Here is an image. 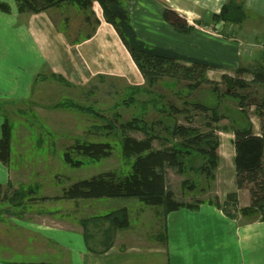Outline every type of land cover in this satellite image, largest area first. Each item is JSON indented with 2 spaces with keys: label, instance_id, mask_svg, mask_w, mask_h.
Listing matches in <instances>:
<instances>
[{
  "label": "crops",
  "instance_id": "obj_1",
  "mask_svg": "<svg viewBox=\"0 0 264 264\" xmlns=\"http://www.w3.org/2000/svg\"><path fill=\"white\" fill-rule=\"evenodd\" d=\"M224 1L125 0L124 5L136 35L147 43L214 62L226 74L253 62L264 64V0H246L241 24L219 22L213 30L209 15L218 13ZM0 3L9 6L8 11L0 9V99L34 97L40 102L44 96L50 99L52 90L54 96L65 95L70 88L83 89L95 80L121 79L131 86L145 83L117 30L103 18L98 2L92 5L97 24H87L86 14L69 4L20 13L15 0ZM165 8L185 17L193 29L174 30L163 17ZM70 11L81 15L86 25L81 32L71 33ZM249 118L259 133V116L258 122ZM2 120L0 116V137ZM218 132L226 136L219 138L215 177L198 197L196 208L165 212L161 206L132 201L97 213L104 198L55 199L61 200V206H12L22 209L17 211L0 206V264H264V220L260 215L231 216L223 210L229 192H236L238 209L249 205L250 197L247 188L238 189L235 184L234 135ZM11 156L12 151L7 162L0 160L3 186L22 183L20 169L11 167ZM122 207L129 214L127 227L115 228L108 219H89ZM38 211L41 216H56L39 218ZM83 219L89 220L82 223Z\"/></svg>",
  "mask_w": 264,
  "mask_h": 264
},
{
  "label": "trees",
  "instance_id": "obj_2",
  "mask_svg": "<svg viewBox=\"0 0 264 264\" xmlns=\"http://www.w3.org/2000/svg\"><path fill=\"white\" fill-rule=\"evenodd\" d=\"M20 13L37 12L51 7H58L62 4L74 5L85 11L84 21L87 24H97L99 19L93 16L92 5L99 3L103 18L111 23L117 30L121 40L128 49L131 57L141 72L145 84L154 87L161 79L169 77L173 80L170 85L184 81L188 90H201L203 84L209 85V90L214 94L213 103H205L197 99L183 100V107L173 103L161 104L157 109L159 112L152 120L143 116H134L129 120L119 122L117 126L113 121L119 118L115 114L113 119H105L103 125L93 124L86 132L98 130L110 133L115 127L120 129L122 135L119 137V145L123 159L129 164L127 171L115 169L102 171L90 177L79 179L68 187L63 188L60 196H42L43 200L60 198H136L145 205L161 206L165 212L179 209L181 207L196 208L198 197L193 193L203 194L206 191L208 182L215 177V170L218 166L219 155L217 148L220 144V137L215 131H230L233 133L234 145V168L235 184L238 189L247 188L249 191L250 203L247 206L237 208V194L235 191L227 194L228 201L223 204V210L229 215L239 213L245 218L260 215L264 220V122L261 119L264 112V90L258 102L250 101L256 86L264 88V64L258 63L254 66H239L234 71L238 74L248 73L250 79L236 75L221 74V79L226 82L224 90L220 88V80L210 79L207 72L221 66L204 59L190 57L173 49L147 43L136 35L131 24L129 13L124 5L125 0H15ZM246 0H225L218 13H210L212 24L223 22L226 24H241L246 17ZM0 9L9 10V6L0 3ZM163 17L169 25L179 32H190L193 25L189 24L185 17L176 11L165 8ZM93 20V21H92ZM201 23V21H197ZM94 29V28H93ZM223 36L227 34L220 32ZM90 35V34H89ZM167 81H163L164 84ZM133 91L142 87L130 86ZM257 89V88H256ZM146 92L151 93L148 89ZM224 97L237 99V108L243 117H230L231 125L221 128L217 124L228 115L221 110V103ZM133 95L125 101L126 104L134 103ZM157 105L158 100L152 101ZM74 104V105H73ZM77 109L88 111L95 116L99 112L92 106H83L76 103H69ZM255 105L261 108L259 113L260 132L256 133L253 124L247 114L246 107ZM189 107L204 112L208 118L206 124L210 127L207 132H202L195 126H188L177 121L174 113H185L186 119H191ZM102 117V116H101ZM103 118V117H102ZM128 130H138L144 134L143 138H135L128 135ZM163 131V132H162ZM165 132V133H164ZM164 133V135H163ZM12 127L8 118L3 116L0 137V160L7 162L11 155ZM157 140L161 146L155 148L153 142ZM113 145L110 141L77 140L67 146L62 154L63 161L73 167L81 166L89 160L98 161L111 155ZM80 155V157H76ZM183 176L180 180L182 195L186 192L191 194L189 199H178L168 184L167 169ZM190 174V176H189ZM204 179L199 182V178ZM11 186L6 184V188ZM4 186L0 184V199L5 197ZM28 190H15L11 195L14 205H24L23 198L30 195ZM4 195V196H1ZM191 200L192 202H187ZM89 219H108L115 228H123L129 225V214L125 207L114 209L104 215L94 216ZM81 220L85 223L86 220Z\"/></svg>",
  "mask_w": 264,
  "mask_h": 264
},
{
  "label": "rangeland",
  "instance_id": "obj_3",
  "mask_svg": "<svg viewBox=\"0 0 264 264\" xmlns=\"http://www.w3.org/2000/svg\"><path fill=\"white\" fill-rule=\"evenodd\" d=\"M71 6L76 7L72 4ZM82 12L86 13L85 11ZM69 13L71 14L70 16L73 17V20H71L68 25L71 33L79 30L81 32V29L86 27V25L83 24L81 15L76 13L75 15L74 12L72 14V11ZM85 31L88 33L90 31V26H88ZM254 65H256V63L253 62L251 66ZM230 73L229 75L241 76L246 79H250L251 77L248 73L238 74L235 71ZM221 74V70L216 69L211 71L208 76L210 79L220 80L219 86L224 90L226 82L221 79ZM171 80L173 79L165 77L151 88L144 83L143 85H139V87L142 88L138 91H133L130 88L131 85H129L126 80H95L83 89L78 87L70 88L69 93L65 95L58 92L56 94L57 96H54L55 90H52V93H50V99L52 100L48 99L46 96L43 97V100H39L40 102L34 100V97L23 101L0 99V116L2 118L3 116L7 117L12 127L11 167L13 169H20L19 172L21 173L22 179V183L20 184L19 182H15L14 185L9 188L4 186L3 193L7 196L0 199L1 208L7 207L11 210H22L12 207L15 205L10 195L15 190L25 191L28 189H31L29 190L31 194L26 195L22 201L24 205L18 204L19 206L25 207L29 204H38V206H61V200L55 201V199H51L44 202L41 197L60 196L62 195L64 187H68L79 179L90 177L102 171L112 169L120 172L127 171L129 169V164L126 162L125 158L123 159L121 147L119 145V137L122 135L120 129L115 127V129L108 134L104 133L105 131L103 130L94 131L93 129L91 130L92 132H86L89 126H92L94 123L103 125L106 118L113 119L116 113L119 114V118L113 121L115 126H117L119 122L129 120L134 116H143L147 120H152L156 115L158 116L159 112L157 108L161 104L168 105L173 103L178 107H183L182 101L185 99L194 98L208 104L213 103L214 94L208 89V84H203V88L205 89L189 91L184 81L177 82L175 85L171 84L170 86L168 84H170ZM163 81L167 82L162 84ZM55 86H60V88L65 89V86L61 83H57ZM93 86L96 87L94 88ZM255 87L257 89L255 88L254 92L257 94H252L249 100L258 102L264 88L256 85ZM148 89L151 90V93L146 92ZM130 95H133L136 101L132 104H126L125 101ZM154 99L158 100L155 106L152 103ZM237 101V99L230 97L223 98L221 110L226 113L228 117L214 125H218L221 128L230 126V117L232 116L240 118L243 122V117L237 108ZM69 103L92 106L99 114L95 116L88 111L69 106ZM250 109L251 111H249ZM261 109L262 107L256 109L255 105L246 107L247 114L250 113L254 122L259 121L258 112L260 113ZM61 110L65 112V114L59 115L58 111ZM189 114L191 119H186L185 113H174V116L181 124L195 126L202 132L210 130V127L206 124L208 118L204 112L189 107ZM261 119L263 120L262 122H264V112L262 113ZM47 122H49V124H47ZM58 123H60V126L55 125ZM50 124H53L55 127L49 126ZM215 132L220 138L226 136L225 133ZM126 133L135 138L144 137V134L138 130H128ZM77 140L110 141L113 145L110 151L111 155L98 161L89 160L81 166L73 167L63 161L62 154L67 150V146L72 145ZM153 146L158 148L161 144L159 141L155 140ZM75 156L80 157V155L76 154ZM17 162L20 163V166L17 165ZM167 177L168 184L170 188L173 189L178 199L190 198L191 194L189 192L183 195L181 192L180 180L183 176L177 174L173 168H168ZM193 195L202 196V194L198 192L193 193ZM102 200V205L100 202L99 207L95 210L97 213H102V211H107L113 207L127 205L132 201L138 202L136 198H104ZM100 208L104 210H100ZM37 215L39 218H52L56 216L50 213L41 216L42 214H40V211H38Z\"/></svg>",
  "mask_w": 264,
  "mask_h": 264
}]
</instances>
